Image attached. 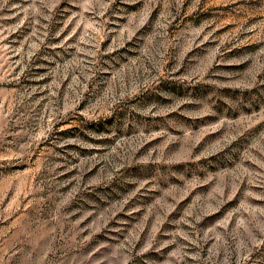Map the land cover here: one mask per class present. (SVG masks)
Instances as JSON below:
<instances>
[{
  "label": "rangeland",
  "instance_id": "obj_1",
  "mask_svg": "<svg viewBox=\"0 0 264 264\" xmlns=\"http://www.w3.org/2000/svg\"><path fill=\"white\" fill-rule=\"evenodd\" d=\"M0 264H264V0H0Z\"/></svg>",
  "mask_w": 264,
  "mask_h": 264
}]
</instances>
